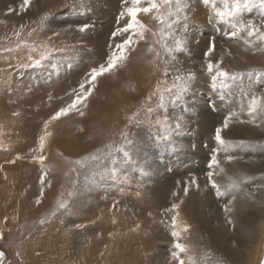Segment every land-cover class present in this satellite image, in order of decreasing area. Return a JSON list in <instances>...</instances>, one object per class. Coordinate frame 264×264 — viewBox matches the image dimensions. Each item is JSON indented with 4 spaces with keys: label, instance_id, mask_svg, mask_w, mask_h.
I'll return each instance as SVG.
<instances>
[{
    "label": "rangeland",
    "instance_id": "374dc122",
    "mask_svg": "<svg viewBox=\"0 0 264 264\" xmlns=\"http://www.w3.org/2000/svg\"><path fill=\"white\" fill-rule=\"evenodd\" d=\"M20 2L0 0V23L8 20L14 27L13 21L23 22L0 39V172L11 165L23 173L27 182H23L24 192L19 193L18 202L29 200L34 206L46 202L44 215L48 217L42 222L46 223L45 229L36 231L34 244L41 246L45 237L48 242L57 243L61 235L65 240L81 239L83 253L94 264H142L144 261L152 264L156 261L153 256L156 251L152 250L155 245L160 248L157 251L162 256L161 261L165 258L164 264H177L170 261L172 249L168 248L172 247L174 238L161 227L168 225L174 214L163 213L156 198L163 194L180 203L183 189L188 186L198 197L204 195V205L208 208L203 207L202 214L206 220L226 226L216 234L238 256L231 264L240 261L244 264V258L250 259L251 243L248 241H253L250 234L255 233L258 221L236 218L234 212L226 215L224 206L233 209L238 199L247 198L253 204V211L259 209L264 214V120L257 117L256 123L252 124L238 123L234 118L222 132L223 138L233 143L227 151L222 149L215 153L225 172L214 169L219 173L214 179L222 185V191L230 183V177L242 182L239 188L228 189L224 195L217 196L207 178L213 150L219 147L214 139L215 129L226 116L239 113L241 93L236 85L228 90L211 87L203 51L208 38L215 36V56L223 55V64L228 70L244 73L253 68L264 70V53L246 50L242 40L225 35L230 31L228 25L209 24V10L198 0L195 10L190 13L188 51L174 53L176 60L170 61L166 78L171 84L176 68L183 74L194 72L196 79L191 83V90L182 101L166 102L164 108L157 107L155 96L148 101L157 81L165 77L160 69H154L148 63L152 57L146 53L147 45L141 41L130 54L126 67L98 79L97 88L87 101L88 107L80 106L84 116L73 111L49 125L52 135L43 154L47 157L45 164L50 170L46 179L51 181V186L45 184L44 196L37 204L41 168L32 158L39 154L33 150L38 149L44 121L74 98L73 89L79 90V84L90 70L104 63L115 44L121 42L122 37L113 39L111 34L124 25L126 17L117 23L124 7L122 0H32L23 12L19 10ZM10 8L15 15L14 11L8 12ZM45 14L47 19L42 23L41 17ZM249 18L259 23L255 13L245 17ZM142 19L155 27L147 17ZM85 24L88 28L81 32L79 29ZM250 83L245 76L246 90ZM4 87H8L7 91ZM251 91L262 94L264 85L255 83ZM243 102L246 104L247 99ZM148 104L154 112L148 117L142 112L141 123L128 125L126 116ZM165 117L171 128L163 123ZM177 117H182L179 133L172 130ZM3 119L10 122L6 125L7 130L1 124ZM239 119L247 121V112L239 113ZM126 125L132 143L126 144L125 149L131 159L123 152H113L107 156L99 154V160L88 161L84 167L72 163L95 153L98 148L102 153L107 151V143L119 145V133ZM229 155L235 157L231 162L226 159ZM17 156L21 159H16ZM13 160L15 163H9ZM72 168L77 171H71ZM111 169H116L115 175ZM192 180L199 189L190 183ZM17 194L15 191L12 196ZM58 202H64L66 207H59ZM155 205L158 208L154 209ZM168 207L167 211L171 205ZM180 210L181 217L183 210ZM48 223L51 224L47 229ZM84 228V234L79 232ZM194 229L204 235L203 229L191 224L187 233L182 232L185 239H190ZM239 229L246 230V234L239 237ZM0 230L2 232L3 228ZM69 231H72L71 236H67ZM203 237L197 243L202 242L205 247ZM11 239L10 236L0 239V251L7 256L12 248L22 255V244H11ZM25 242L28 245L30 241ZM194 244L189 245L197 264H217L211 261L213 255L208 250L197 251ZM261 261H264V250Z\"/></svg>",
    "mask_w": 264,
    "mask_h": 264
},
{
    "label": "snow or ice",
    "instance_id": "6c2138e0",
    "mask_svg": "<svg viewBox=\"0 0 264 264\" xmlns=\"http://www.w3.org/2000/svg\"><path fill=\"white\" fill-rule=\"evenodd\" d=\"M198 0H122L124 5L123 10L119 13L117 23L121 18H125L124 25L117 27L112 32L111 37H122L121 42L116 43L114 50H111L104 63H101L98 67H93L87 74L86 78L79 84V90L73 89L74 98L63 107H60L55 111L47 120L44 121L43 133L39 136L38 149L39 154L33 156V162L38 163L41 168L40 175V197L37 198L36 203L41 202V198L44 194V186L47 184L51 186V181L47 180L49 168L46 166L45 161L47 157L43 154L46 148L47 141L51 137L52 133L48 130L49 125L53 122L59 121L62 117H66L69 113L75 111L80 116H84L85 113L81 110L80 106L88 107L87 101L92 96L94 90L97 88L98 79L111 74L120 68L126 67L130 61V54L136 51V46L143 41L146 45V53L151 54V59L148 63L154 69H160L164 80H158L155 86V90L147 97L148 101L152 100V97L157 98V107L164 108L166 102L173 104L179 103L183 100L184 95L191 90V83L196 79L194 72H188L186 74L181 73L179 68L175 69L173 74L172 83L169 84L166 79L169 75L168 65L170 61H175L176 56L174 53L188 51V33L190 30V13L195 10ZM32 3V0H21L19 4V10L25 11ZM208 11V23L209 24H226L229 26L230 31L225 35L236 38L243 41V44L247 46L246 50H252L255 52L264 53V0H199ZM14 11L9 9V12ZM255 13L259 20L245 19L246 16ZM142 17H147L150 21L154 22L155 27L149 23H145ZM47 19V14L41 17V22ZM196 27H199L196 25ZM88 28L85 24L80 27V31L83 32ZM19 35V33H16ZM112 45L109 48L112 49ZM216 38L210 36L206 42L205 50L203 51L205 70L210 78L211 87L213 89L219 88L220 90L231 89L234 85L239 86L241 93V104L239 113L247 112L249 119L247 121L239 119L238 112H232L226 116L223 123L216 127L214 139L217 142L218 148L213 150L211 161L208 165L210 169L207 172V178L211 187L215 190L217 196H222L228 189L239 188L242 180L229 178L230 183L224 186L225 191H222V185L219 184L214 176L219 173H224L225 169L221 166V161L217 158L215 153L220 150L227 151L228 146L233 142L227 141L223 138L222 132L229 127L235 118L238 123H252L255 124L257 117L264 120V93L257 94L251 91L253 84L261 83L264 85V70L251 69L247 73L230 71L223 64V55L219 58L215 56L216 52ZM230 54V53H229ZM39 63V61H37ZM161 64L163 68L161 69ZM247 76L251 82L248 85L247 90L244 87V78ZM247 99L245 104L243 101ZM223 99V96H221ZM214 106V105H213ZM143 112L145 117L150 116L154 109L151 104L147 107L141 105V108L135 112L126 116L127 124H139L141 120L139 117ZM19 115V113H14ZM182 117H177L174 128L172 130L179 133L182 128ZM159 122V121H158ZM163 123L166 127L171 128V125L167 123V117H165ZM121 137V143L114 146L112 143L105 144L107 151L103 152L101 149H96L95 153L88 156L81 157V159L73 161L75 165L81 167L86 166L88 161H97L100 159L99 154L105 156L111 155L113 152H123L124 156L131 159L129 152L125 149L126 144H131L129 139L130 133L127 125L119 133ZM16 159H21L17 156ZM227 161L231 162L235 159L233 156H227ZM9 163H15V160L9 161ZM219 169V173L214 171ZM71 171L76 172V168H72ZM113 175L116 174V169L110 170ZM103 175L104 173H93V175ZM7 178V177H5ZM85 179H88L86 176ZM196 185L199 189V185L195 180L190 182ZM189 187L186 186L183 189L184 195L187 196ZM72 193H69L71 195ZM174 195H176L174 193ZM59 207H66L64 202H58ZM180 203H183L181 200ZM180 203H173L168 211L174 213L171 217V236L174 238L171 250V259L176 261L177 264H185V257L188 264H196V258L191 252L190 245L182 241L181 233H187L190 229V225L180 220ZM225 214H229L233 211L228 205L224 206ZM43 222V221H42ZM228 223L231 224L232 220L229 219ZM77 227H81L77 225ZM0 239H3V233L0 232ZM19 255V253H17ZM207 255V254H206ZM5 254L0 251V264L4 259ZM264 264V261H261Z\"/></svg>",
    "mask_w": 264,
    "mask_h": 264
},
{
    "label": "bare ground",
    "instance_id": "6f19581e",
    "mask_svg": "<svg viewBox=\"0 0 264 264\" xmlns=\"http://www.w3.org/2000/svg\"><path fill=\"white\" fill-rule=\"evenodd\" d=\"M13 13L14 15L16 14L15 11ZM14 17H17V16H14ZM13 22L15 23L16 27L20 24V23L18 24L19 21H13ZM22 23L20 25H22ZM15 26L13 27L12 24H9L8 20H4V22L0 23V39H4L5 38L4 35L6 33L8 34V32L12 30L13 28H15ZM14 37H17V36L15 35ZM20 43H17V44H20ZM8 44L9 43H7V46ZM5 69L7 70V68ZM6 88L8 87H4V91H7ZM2 122L1 124H3L4 126L3 129L7 130L6 125L10 124L9 120L3 119ZM17 163L20 164V162H17ZM57 163H54V164L57 166ZM16 169H17L16 166L14 168L10 165V166H7L3 172H0V229L3 228V231H2L3 239L5 237L10 236L12 238L11 244L13 243L22 244V247L20 248V250L23 253L22 255H17V252L14 249L10 248L8 250L9 254L4 257L2 264H92L93 261L91 263L89 261L90 257L88 258L86 256L87 254L85 252L83 253L82 248L84 249V245L81 239L79 241L76 239L65 240L62 238V235H61V237L57 240L59 241L57 243H52L53 241L48 242L47 237H45V242H42L43 244L41 246H39L38 244H34L33 239L36 234V231H39V228L45 229L44 227L46 223H42V221L46 220L48 217L44 215V208L46 207V202L42 204L41 206H34L32 203L29 202V200L22 202L21 201L22 199H21L20 200L21 202H18V199L16 198L18 197L19 193L21 194L24 192L23 182H27V181L24 180L25 178L22 175L23 173L21 174ZM15 191H17L18 194L15 196H12ZM181 194H179V196ZM180 198H182L181 200L183 201V203L180 204V209L183 210L181 212L182 216L180 217V220L182 222L187 223L188 225L195 224L199 227V230L203 229L204 231L203 233L204 235H202V234H199V232L196 229H194V231L191 232L192 234L190 233L191 235L190 239H185V234L181 233L182 241L189 243V244L195 243L193 247L197 251L202 252L201 250L203 249L208 250L210 254L213 255V257L211 258L212 262H216L217 264L233 263L232 260H234L238 256H235V253H234L235 251L231 249V247L225 243L223 238L218 237V235L216 234V232L224 229L223 226L225 225L223 224L214 225L213 223L208 222L206 220L207 219L206 216L202 214L203 207H207L206 205H204L206 203L205 201L206 199L204 198V195H201L200 197H198V195L193 193L189 188L188 195L185 196L183 193ZM157 200H158L157 203H161L159 204L160 205L159 209L163 211V213H165L168 216H171L172 214H174L173 212L170 213L169 211H167V207L169 205L172 206V203L174 202L173 199H169L168 197H165L163 194L162 195L160 194L157 196L156 201ZM174 203H179V202H174ZM156 208H158V205L157 206L155 205L154 209ZM48 209L50 208L48 207ZM154 212H156V210ZM232 212H234L233 214H234V217L236 218H246L247 220L258 221L257 227L255 229V233L250 234V236L253 237L254 239L253 241H248L249 244L251 243L249 247L251 249V255L249 256L250 259L246 260L244 258V264H247V263L248 264H260L261 259H262V252L264 250V214H262V211L259 209L253 211V204L249 203L247 198L238 199L237 204L234 205ZM163 217H167V216H163ZM50 224L51 223H48L46 225L47 229L50 226ZM161 227H165L167 232L170 233L172 231L171 220H169L168 225H161ZM86 228L79 230V232L83 231L82 234H84V231L86 230ZM239 230L241 231V233L238 235L239 237L244 236L247 232L244 229H239ZM70 232L72 231H69L67 236L72 235V233ZM200 236L202 237L204 236L203 239H206L205 247H203L202 242L197 243L198 240L202 238ZM233 236L237 237L236 235H233ZM247 237L249 236L247 235ZM230 238H232V236ZM227 239L229 240V237ZM25 241H30L29 243H33V245L30 246L29 243L27 245ZM4 243H7V242L4 241ZM168 248L172 249L171 246H169ZM157 249L160 250L158 246L154 245L152 250L153 252L156 251L155 253H153V256L156 258V261L152 264H164L165 258L162 259L161 261L162 256L158 255ZM185 259H186L185 264H188L186 257ZM170 261L173 262L172 259H170ZM242 263L243 261H240L239 264H242Z\"/></svg>",
    "mask_w": 264,
    "mask_h": 264
}]
</instances>
